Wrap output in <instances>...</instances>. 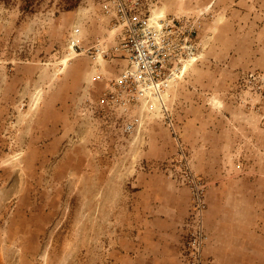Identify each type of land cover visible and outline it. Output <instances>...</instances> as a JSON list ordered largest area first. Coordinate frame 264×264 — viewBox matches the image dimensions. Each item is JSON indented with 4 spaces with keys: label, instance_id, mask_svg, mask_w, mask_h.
I'll use <instances>...</instances> for the list:
<instances>
[{
    "label": "rangeland",
    "instance_id": "1",
    "mask_svg": "<svg viewBox=\"0 0 264 264\" xmlns=\"http://www.w3.org/2000/svg\"><path fill=\"white\" fill-rule=\"evenodd\" d=\"M102 1L0 0V264H192L182 152L205 200L212 187L226 204L245 195L264 209V0H151L154 14L197 23L199 51L125 135L97 104L115 60L81 52L113 41ZM228 63L238 68L222 72ZM251 73L263 76L248 83ZM174 187L189 193L182 232L152 212ZM151 219L177 259L168 248L145 258ZM206 233L201 264H264L214 256Z\"/></svg>",
    "mask_w": 264,
    "mask_h": 264
},
{
    "label": "built area",
    "instance_id": "2",
    "mask_svg": "<svg viewBox=\"0 0 264 264\" xmlns=\"http://www.w3.org/2000/svg\"><path fill=\"white\" fill-rule=\"evenodd\" d=\"M100 7L111 27L106 36L112 35L113 41L106 46L104 38L98 39L81 52L94 62L100 57L115 60L118 72L107 78L97 104L110 116L121 119L119 130L122 134H131L141 123L140 109L148 111L155 101L162 100L168 79L180 63L197 58L199 49L195 34L198 25L154 14L151 0H103ZM81 34L79 26L70 31L68 43L74 51L81 48ZM102 76L100 71H94L91 78L97 80ZM262 76L251 73L247 82L253 83ZM181 160L184 167L179 176L191 193L185 247L192 264H201L202 249L208 240L203 223L205 189L201 179L191 172L188 157L183 152Z\"/></svg>",
    "mask_w": 264,
    "mask_h": 264
},
{
    "label": "crops",
    "instance_id": "3",
    "mask_svg": "<svg viewBox=\"0 0 264 264\" xmlns=\"http://www.w3.org/2000/svg\"><path fill=\"white\" fill-rule=\"evenodd\" d=\"M237 66L228 63L227 67L221 66L220 69L222 72L229 70V68L235 70L238 68ZM211 188L207 191L204 216L206 231L211 236L209 244L214 256L238 257L239 261L244 263L264 261V253L260 252L261 246L264 245V224L261 225L259 220L264 209L256 203L255 199L252 201L245 200V195L240 201L230 202L231 200H228L226 204V196L223 195V192L216 190L215 193ZM243 194L246 193L243 192ZM156 201V209H152L153 214L159 216L163 212L165 220L167 217L170 220L175 217L180 226L179 232H182L181 222L186 215L189 204L188 191L184 188L174 187V190L169 189L168 195H165L164 198H157ZM165 227L162 229V227L154 225L152 219L147 221L145 225L143 232L147 234V240L141 245L145 247V258L151 262H160L162 256L168 252L177 259V245L174 246L175 244L170 239ZM164 236L169 237L167 239ZM239 246L241 248L236 249ZM166 248L169 249L168 252Z\"/></svg>",
    "mask_w": 264,
    "mask_h": 264
}]
</instances>
